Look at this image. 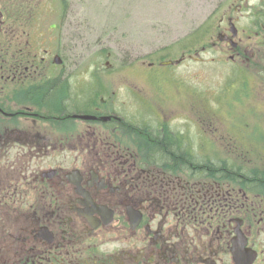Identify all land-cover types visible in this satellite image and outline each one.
<instances>
[{
  "label": "flooded vegetation",
  "instance_id": "af4514ba",
  "mask_svg": "<svg viewBox=\"0 0 264 264\" xmlns=\"http://www.w3.org/2000/svg\"><path fill=\"white\" fill-rule=\"evenodd\" d=\"M45 1L0 0V264H264V172L192 159L186 134L103 99L51 110V53L15 48V6ZM229 2L202 52L223 46L263 95L264 0Z\"/></svg>",
  "mask_w": 264,
  "mask_h": 264
},
{
  "label": "rangeland",
  "instance_id": "374dc122",
  "mask_svg": "<svg viewBox=\"0 0 264 264\" xmlns=\"http://www.w3.org/2000/svg\"><path fill=\"white\" fill-rule=\"evenodd\" d=\"M222 2L46 0L15 6V17L27 20L14 23L15 48L25 54L29 43L38 57L51 53L42 63L46 88L59 86L48 101L51 110L103 99L127 121L186 134L192 159L237 164L257 176L264 172V92H252L254 81L228 61L223 46L224 54L201 52L216 39L221 14L237 16L231 1ZM181 55V65L159 66ZM54 56L62 65L52 63Z\"/></svg>",
  "mask_w": 264,
  "mask_h": 264
},
{
  "label": "water",
  "instance_id": "95a60500",
  "mask_svg": "<svg viewBox=\"0 0 264 264\" xmlns=\"http://www.w3.org/2000/svg\"><path fill=\"white\" fill-rule=\"evenodd\" d=\"M54 63L57 64V65L60 64V60H59L58 57H55V59H54ZM170 64H171V62H165V63H162V65H170ZM80 118H82V119H88L87 117H80ZM234 248H235V247H234ZM235 249H236V248H235Z\"/></svg>",
  "mask_w": 264,
  "mask_h": 264
}]
</instances>
